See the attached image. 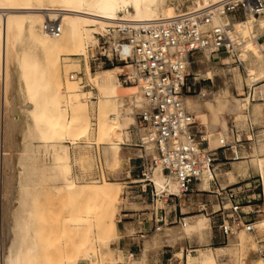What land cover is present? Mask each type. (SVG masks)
<instances>
[{
  "label": "bare ground",
  "instance_id": "6f19581e",
  "mask_svg": "<svg viewBox=\"0 0 264 264\" xmlns=\"http://www.w3.org/2000/svg\"><path fill=\"white\" fill-rule=\"evenodd\" d=\"M220 1L192 0L189 9L204 8ZM182 11L177 9L174 0H0V165L3 177L0 186V240L4 249L3 264H79L80 259L88 260L90 264H99L101 259L103 264L121 262L120 256L111 257L107 248L115 234L120 232L116 219L123 186L108 179H103L101 183H83L80 177L71 176L74 163L75 166L78 163L82 166L87 158L78 154L74 162L70 144L66 142L81 147V140L89 138V95L92 93L84 89L85 85L80 82L82 78L76 79L72 71L77 72L84 61L86 77L98 88L97 141L99 150L101 143L106 144L103 148L106 159L111 167H115L121 161V142L132 139L128 128L137 125L135 113L144 105V98L139 86L121 83L119 74L124 71V66L93 72L89 63L90 46L99 42V35L108 36L113 41L112 38L117 37V27L124 22L171 18ZM49 18L62 22L60 36H52L43 30V23ZM223 20L228 19L215 17L214 23ZM233 27L232 36L237 44L238 56L242 59L244 56L251 71L247 76L249 86L253 87L251 94L241 100L229 86H220L217 90L202 88L199 96L184 95V103L190 112L206 117V112L210 110L215 124H219V116L223 113L239 120L247 117L252 100L256 101V110L264 104V41H260V36L264 34V15L247 14L235 20ZM206 56L210 61L211 54L206 52ZM210 73L213 75L212 71ZM254 73H261L259 81L262 83H257ZM17 89L31 103L27 107L31 121L25 138L30 137V142L37 138L41 143L37 147H45L52 154L50 164H41L35 144H26L19 155V180L15 176L18 183L12 180L15 173L11 167L14 151L11 148L13 135L25 119L17 113L13 97ZM211 131L207 137L209 147L216 149L223 135L217 139L214 133L220 134L219 129ZM147 151L152 152L153 145L147 144ZM260 151L264 153V144ZM255 162L264 180V155L258 156ZM242 172V165L237 171L229 170V181H235ZM151 178L159 196L180 195L177 179L160 168L154 170ZM61 180L65 184L59 183ZM46 181L55 184L51 192L54 194L43 191ZM200 187L212 190L208 178ZM47 196L63 199L71 208L70 215L54 219L56 204L44 202L42 198ZM60 221L65 226L53 228V223ZM176 226L168 231L170 242L181 239L187 231L202 236L209 228V218L205 213L186 226ZM256 227H264V218L256 223ZM251 234L254 235L242 230L240 244L246 245ZM156 236L153 242H157ZM66 237H71L76 247L68 254L62 251V238ZM58 256L64 258L57 260ZM262 260L264 256H258L253 264ZM139 263L140 260H131V264ZM189 264L219 263L214 251L210 250L202 260L190 255Z\"/></svg>",
  "mask_w": 264,
  "mask_h": 264
},
{
  "label": "built area",
  "instance_id": "2783aa9c",
  "mask_svg": "<svg viewBox=\"0 0 264 264\" xmlns=\"http://www.w3.org/2000/svg\"><path fill=\"white\" fill-rule=\"evenodd\" d=\"M234 13L242 14L240 18L247 14L264 15V0H221L204 8L179 12L171 18L124 22L117 27V37L104 43L107 45L102 47L101 54L113 64L117 62L125 67L119 75L121 83L139 86L144 98V105L135 113L137 125H134L139 145L145 149H140L139 156L142 159L141 189L144 192L150 189L153 199L159 196L151 178L156 168L177 179L180 195H174L176 197L209 192L200 187L208 178L214 187L211 192L216 203L210 206L205 203L203 211L220 217V220H211L221 236L218 244H228L230 238L244 230L255 235L254 254L264 256V232L256 227L253 217L260 210H245L244 206L251 202L250 195L242 194L241 186H222L218 177V150L229 148L238 154L242 138L233 132L230 141L223 137L220 146L211 149L209 141L195 128V116L184 103V95L197 94V78L192 71L197 54L209 52L212 61L217 54L219 60L223 55L239 58L232 36L235 20L230 15ZM215 17L228 20L214 23ZM43 30L60 36L63 25L58 19L49 18L44 21ZM254 131L252 125L248 139L253 137ZM147 144L153 145L152 154H148ZM189 217L156 206L151 221L155 231H163L172 224L186 226ZM192 252L193 249H186V257ZM3 254L0 240V264H3ZM136 254L135 250H128V257Z\"/></svg>",
  "mask_w": 264,
  "mask_h": 264
},
{
  "label": "rangeland",
  "instance_id": "374dc122",
  "mask_svg": "<svg viewBox=\"0 0 264 264\" xmlns=\"http://www.w3.org/2000/svg\"><path fill=\"white\" fill-rule=\"evenodd\" d=\"M174 2L176 3L177 9L183 11L188 10L189 6L193 4L192 0H174ZM241 16L242 14L234 13L230 15V18L232 20H237ZM109 41L110 38L108 36L99 35V42H97L95 46L94 45L90 46L89 63L91 65V68L93 69L92 70L93 72L118 65L123 66L122 64H119L117 62L113 64L101 54L102 47L107 45L104 43H108ZM260 41H264V34L260 36ZM219 57H220L219 54H217L215 55V61H212V59L211 61H208L206 53H200L196 55V62L193 63L192 65V71L195 73V75L197 76L196 73L198 71L201 72L203 69L210 67L213 73V77L196 79L195 92L199 93L201 87L204 86L209 89H218L220 86H229L233 94L236 95L237 98L241 100H245V98L249 94H251L253 87L249 86L250 84L247 79V76L249 75V73H251V71H249L246 66V61L244 60V56L242 59L241 57L238 58L237 56L223 55L221 60H219ZM200 59L204 60V62L201 63ZM124 70L126 69L124 68ZM85 74H86L85 62L82 61L81 68L77 70V72L72 71V75H74L76 79H79L81 77L82 79L80 82L83 85H85L84 89L86 91H90L93 93L92 94L89 92L91 94L89 95V99H90L89 102L91 103L90 136L89 138H87L88 140L87 139L81 140L82 141L81 145H83L81 147H76L74 146V144L70 143L69 141H67L66 144H70V150L74 162H75V157L78 156V154L82 156L86 155L87 158V160L83 162L84 163V165H82L83 167L79 163H78L79 165L77 164L75 166L76 162L74 163L71 176H73L74 178L80 177L83 183H86L87 181L101 183V181L103 182V179H108L114 182H120L121 187L123 186L121 200H120V211L118 212L116 219L120 232L115 234V236L111 241V244L107 248V252L109 253V255L111 257L120 256L121 262L119 264H131V260H136V259L140 260L141 264L142 263L143 264H187L189 260L186 257V249H193V252L191 254L197 260H202L204 259L205 254L209 252L212 248L214 250V254L219 264H250V263L253 264L254 263L253 261L258 257L252 251L253 248L256 247V244L254 242L255 235L252 234L249 235V240L247 241L246 245H241L239 242V239L241 237L240 236L241 231L237 236L230 238L228 244H212V237L218 231L217 228L214 227L211 218L209 219L208 230H210L211 226L213 227L209 234H208V230L202 236H198V234L194 231H187L186 233H184V236L186 234L189 235L183 241L178 242L174 245L166 241L164 242L167 235L166 230L164 229L158 234V240L156 241L159 242L157 244H149V247L147 248V252H145L146 253L145 255L144 250L147 247L146 244L149 243L147 241H151L155 236V233H157L153 229L152 231H149V233H147L148 236L144 238L145 245L143 246L144 248L143 251L140 254H136L135 257H131V258L128 257V250L131 246L130 244L134 242L135 235L132 233H134L135 229L138 228L137 224H139L137 217L133 215V213H136L137 210H139L140 212L142 208L148 207L150 208L148 209V211L150 212V217H151L152 216L151 212L156 206L158 207L168 206L167 208H170V206L175 204L176 202L185 203L186 198H188L189 196L185 197L183 195L181 197H176L174 195L169 194L167 196H162V197L156 196L153 199L150 189H149L150 194H143V195L141 194L142 186L141 183H139V179H141L142 177L141 176L142 159L139 156L141 154L140 149L141 148L144 149V147H141L139 145L140 143L139 137L137 138L135 137L138 135H137V129L135 128L134 125H131L128 128V130L132 132V136H133L132 139L126 142L125 141L121 142L122 148H121L120 163L115 167H111L108 164V161L106 159L107 156L105 154V150L103 149L105 148L104 146H106V144L101 143V148L99 150V142L97 141V136H96L97 121H98L97 117L99 115L97 104H98V99L100 98V94L98 93L99 92L97 90L98 88L92 85V83H90L89 77L88 76L86 77ZM253 76L257 80V83H262V81H259L261 73H254ZM19 91L20 90L17 89L13 97L15 98V103H16L15 105L18 109L17 113L21 114L24 117L25 121L22 125L20 124L21 126H19V128L17 127L13 135V140H12L13 145L11 144L12 145L11 149L14 150V151L11 150L13 153L12 156L13 160L10 158L11 161H13V163L11 162L12 163L11 165H13L11 166L13 168L12 172L15 173L14 177H12V180H14V182L16 181L17 183L21 171L20 163H18L19 155L20 152H23V150H25L26 144L27 145L30 143H31L30 145L35 144L34 147L36 146V151L38 152L36 155L41 164L46 163L45 165H48L51 163V159H52L51 157L52 154L50 153L49 150H47L45 147H41V148L37 147L38 144H41L37 138H35L36 139L35 140L32 137L33 140H31V142H30L31 139L30 137L25 138V136L28 134L27 130H29L28 123L31 121L27 107L28 105H31V103L26 101L24 94L21 91L20 92ZM251 103L252 104L247 110V117L246 116L242 117V120L241 118L239 120L223 115L220 118L221 120V124L219 126L220 134L219 132H215L214 133L215 137L214 135H212V137L218 139L223 135V137L227 138V140L230 141L233 138V132H234L235 135L239 134L240 137L242 138V141L240 143H242L243 145L239 147V155L233 152V150L229 148H223L218 150V154H217L218 156L217 165H218V173H219L218 177L221 183L228 182L229 185L231 184L234 185L235 187L241 186V189L244 190L242 194L250 195L251 198L250 203L253 204V209L260 210L259 212L254 213L253 217L255 218L256 221H261V219L264 218V196H263L264 184L262 182L260 169L258 168L257 162L255 161H257L258 156L264 155V153L260 151L261 146L264 144V104L260 110H256L255 109L256 101L252 100ZM201 121H202L201 118H198V123H196L195 128L200 130L202 135L211 134L209 125L201 124ZM252 125L255 126L254 135L251 139H248L250 138L249 130L251 129ZM23 137L25 140L23 139ZM26 141H28V143ZM152 153L153 151L148 152V154H152ZM0 164H2V162H0ZM241 165L244 167V172H242V174H240L235 181L232 182L229 181L227 171L229 170L237 171V168ZM15 176L17 180L15 179ZM2 180H3L2 166L0 165V186L2 184ZM59 183L65 184V181L61 180ZM54 185L55 184L52 181H46L44 187L46 186L47 189L46 187L42 188L45 194H50L51 192H53ZM155 191H156V187H155ZM207 194H214V193L201 192L200 195H196V196L206 198ZM46 198L43 197L42 200H44V202H47L48 204L50 203L56 204V209L54 210V214L52 216L54 219L59 217H66L67 215H70L71 208H68V206H66L65 202H63V199H52L51 197L49 198L48 196ZM165 199L168 201H166ZM144 200L146 202L144 204H141L140 202ZM187 205H184L185 211L188 210ZM201 206L202 208L204 207L203 205ZM218 207H219L218 205L215 206L216 209ZM250 209L252 208L246 207L245 210H250ZM144 211L146 210H143L141 212ZM201 213H206V211H195L193 213H188V215L191 216ZM206 215L208 218L210 217L209 214L206 213ZM56 224L57 222L53 223L52 225L53 228L59 229L65 226V223H61V221L58 222L57 225ZM175 225L177 224H172L167 227H172ZM127 227H131L132 231L128 232ZM260 231L264 232V227L260 228ZM120 237L121 238L125 237V239H121ZM62 241H63L62 251L65 254L72 253L76 250L75 244L72 241L71 237L62 238ZM252 242H254V244ZM221 246L225 247V251H222L221 249H217V247H221ZM246 248H248V250ZM178 251H183V253L177 254ZM63 256H58L57 260H62L65 257ZM164 257L170 258V260H164ZM142 260L144 261L142 262ZM87 262L88 260L80 259L79 264L82 263L90 264ZM99 264H103L102 259ZM259 264H264V260L260 261Z\"/></svg>",
  "mask_w": 264,
  "mask_h": 264
},
{
  "label": "crops",
  "instance_id": "0c3cea01",
  "mask_svg": "<svg viewBox=\"0 0 264 264\" xmlns=\"http://www.w3.org/2000/svg\"><path fill=\"white\" fill-rule=\"evenodd\" d=\"M206 53V52H205ZM211 59H212V57H211ZM200 61H201V63H203L204 62V60H202V59H200ZM211 61V60H210ZM206 71H207V74H206ZM210 71H212L211 70V68L210 67H208V68H205L204 69V71H201V73L198 71L197 72V74H198V76H197V78L198 79H200V78H212L213 77V75H210L211 73H210ZM203 72V73H202ZM204 73H205V75H204ZM213 74V73H212ZM210 75V76H209ZM200 76V77H199ZM204 88H206V89H209V88H207V87H201V91L203 90ZM213 90H217V89H213ZM200 91V92H201ZM199 93H197V94H192V95H190V96H199L198 95ZM189 96V95H188ZM205 111H207V109L205 108L204 109ZM208 112V113H207ZM206 112V114H207V116L206 117H204V116H202V115H200V116H195V113L194 112H192L193 114H194V116H195V123H198V118H201V124H208L209 125V128H210V131L211 130H218L219 129V126H220V124H221V120H220V118L224 115V116H228V114L227 113H223V114H220V116H219V124H215L214 123V121H215V119H214V115H212V112L210 111V110H208ZM229 117L230 118H234V119H236L234 116H232V115H230L229 114ZM212 132V131H211ZM138 135V134H137ZM205 136V138L207 139V140H209L207 137L209 136V135H204ZM133 137V136H132ZM136 138L137 137H139V135L138 136H135ZM209 145H210V141H209ZM121 148L122 147H120V150H119V155H120V157H121ZM238 151V150H237ZM238 155H239V151H238ZM240 162H242V161H240ZM228 172V171H227ZM261 174V173H260ZM218 175H219V173H218ZM261 177H263V175L261 174ZM229 179V178H228ZM239 182V181H238ZM237 182V183H238ZM262 182H264V180H263V178H262ZM223 186H226V185H229V183L227 182V183H221ZM211 187H212V190L211 191H213V186H212V184H211ZM141 191H142V195L143 194H150L149 192L147 193V192H144L142 189H141ZM211 191H209V192H211ZM212 193V192H211ZM197 195V193H192V194H189V195H186L185 197H187V196H189L188 198H186V202L185 203H182V202H180V203H175V204H173V205H171L170 206V208H167L168 206H165V208H166V210L167 211H169V210H175L176 211V214H180V213H184V214H188V213H193V212H195V211H203V208H202V206L201 205H203L204 206V203H207L208 204V206H210L211 204H214L215 205V195L214 194H207V197L206 198H203V197H199V196H196ZM146 201L144 200V201H141L140 203L141 204H144ZM188 204V205H187ZM184 205H187V208H188V210L187 211H185L184 209ZM246 207H249V208H252L253 209V204H246L245 206H244V208L246 209ZM148 209H150V208H148V207H145V208H142L141 210H140V212H139V210H137V212L136 213H133V215H135L136 217H137V220H138V222H139V224H137V227L138 228H136L135 229V231H134V233H132V234H134L135 236H134V242H132L130 245V248H129V250L130 249H132V250H135L136 252H137V254H140L142 251H143V246L145 245V243H144V238L145 237H147L148 236V234L147 233H149V231H152L153 230V227H154V222L153 221H151V218L153 217V210H152V212H151V214H152V216L150 217V212L148 211ZM143 210H146V211H144V212H141V211H143ZM201 214H205V213H201ZM201 214H196V215H191L189 218H188V222H192V221H194L195 219H196V217L197 216H199V215H201ZM171 215H173L172 213H171ZM211 217V219L212 220H214V219H217V220H220V217L218 216V215H211L210 216ZM210 217H209V219H210ZM258 221H256V223H257ZM178 226H180L181 224H177ZM125 227H126V225H125ZM173 227H177L176 225L175 226H172V227H167L166 226V228H164L165 230H166V239L164 240V242L166 241V242H168V243H170V244H172V245H174V244H176V243H178V242H181V241H183L189 234H186L185 236H183L181 239H178V240H175V241H173V242H170L169 241V229L170 228H173ZM211 229H212V226H211V228H210V230H208V234L211 232ZM127 231L128 232H130V231H132V228L131 227H127ZM218 231V230H217ZM156 232H158V231H156ZM159 232H161V231H159ZM156 235H158V234H156L155 233V236ZM155 236L153 237L154 239H155ZM198 236H200V235H198ZM157 237V236H156ZM121 238V237H120ZM121 239H125V237H122ZM154 239H152L151 241H147V242H149V243H147L146 245H147V247H146V249L144 250V254L146 255V253L145 252H147V248L149 247V244H157L159 241H157V242H153L154 241ZM221 241V236H220V234H219V232H217L216 234H214V236L212 237V244H218L219 242ZM217 249H221L222 251H225V247L224 246H221V247H217ZM211 250H213L212 248H211ZM214 251V250H213ZM180 253H183V251H178L177 252V254H180ZM190 255H192L191 253L188 255V262H187V264H189V262H190ZM164 260H168V258L167 257H164ZM219 263V262H218Z\"/></svg>",
  "mask_w": 264,
  "mask_h": 264
}]
</instances>
